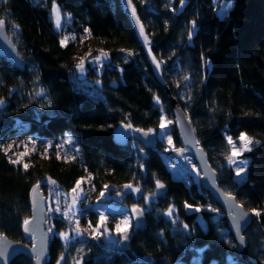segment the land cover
I'll use <instances>...</instances> for the list:
<instances>
[{
  "label": "trees",
  "instance_id": "16d2710c",
  "mask_svg": "<svg viewBox=\"0 0 264 264\" xmlns=\"http://www.w3.org/2000/svg\"><path fill=\"white\" fill-rule=\"evenodd\" d=\"M131 1L151 52L162 63L166 87L153 77L118 0H0V20L23 62L17 68L0 58V101L7 102L0 110V144L18 121L45 139L70 134L81 153L78 164L62 165L52 158L45 170H25L9 165L0 148V236L30 245L22 228L31 218L30 190L44 177L63 190L89 175L97 190L131 184L150 194L158 180L166 185V195L157 198L155 214H145L146 229L132 233L129 250L106 253L100 243L89 242L84 264H230L229 257L234 264H246L229 240L218 204L208 191L171 178L157 151L160 145L150 149L133 139L125 146L113 141V130L121 124L156 132L160 118L171 114L174 98L188 115L220 188L252 213L243 232L246 252L264 264V0H184L183 5L181 0ZM219 2H232L223 17L217 14ZM54 3L69 18L71 31L79 35L87 29L93 41L83 52L88 69L82 77L76 74L80 62L73 45L61 44ZM99 52L109 57L101 73L88 61ZM241 133L258 142L240 156L247 168L237 182L227 163V138L235 142ZM172 137L175 148H181L174 128ZM124 203L134 204L131 198ZM186 204L223 216L215 221L214 214L202 212L203 230L196 214L186 213ZM170 208L173 217L168 219ZM55 227L63 229L59 221ZM65 251L51 239L48 264H60L62 257L67 259L62 264H69ZM10 264L32 260L19 256Z\"/></svg>",
  "mask_w": 264,
  "mask_h": 264
},
{
  "label": "rangeland",
  "instance_id": "374dc122",
  "mask_svg": "<svg viewBox=\"0 0 264 264\" xmlns=\"http://www.w3.org/2000/svg\"><path fill=\"white\" fill-rule=\"evenodd\" d=\"M215 1V0H214ZM225 5H230V7H225ZM217 14L219 17H223L232 7V2H222L217 4ZM53 19L55 23V28L58 32L62 34V40L65 44L70 43L75 49V58L78 62L83 59V54L85 49L91 48L93 41L90 39L86 32L82 34H75L70 30V20L68 17L62 16L59 11V19L57 20L56 14H54L53 9ZM96 57H100L99 60ZM109 57L106 55H101L100 52L94 58L88 60L90 67L96 66V71L101 73L104 68V64L108 63ZM212 68V63L208 61L206 63V69L209 72ZM76 74L78 76H83L84 72L87 71V66L83 63L82 68H77ZM41 98H43V93H40ZM176 100V99H175ZM163 117L166 121H171V123H166V126L159 129L156 132H149L158 140V145L161 146L157 148L159 155L163 163L165 164L167 170L169 171L171 178L174 181L182 182L185 186L190 187L192 185L200 187V173L197 170L195 163L189 157H184V161L187 164V168H182L181 164L175 162L172 159V153L177 150L175 148L174 139L172 137L173 118L169 113L164 114ZM171 137L172 143L169 145L168 139ZM254 143L250 145L251 149L257 144L258 140L254 137H250ZM237 148L240 147L241 142L239 140L234 142ZM231 145L228 150L227 157L231 153ZM1 151L5 155V158L9 165L14 168L21 167L24 168V164H28L29 169L45 170L52 158H55L62 165L69 163L80 162L81 153L79 147L75 144L73 137L70 134H65L62 137L56 139H45L38 136L30 131V126L27 123L16 122L14 126V131L4 138L0 144ZM7 150V151H5ZM46 150V151H45ZM27 152L26 155L20 156L19 154ZM248 151L242 152L239 156L234 157V163L229 164L235 173V181L240 182L247 168V161L240 158V156ZM59 154V159L57 155ZM19 157L18 163H11V160H16ZM238 167H243L244 171L238 177L236 176V169ZM81 184L77 193H73L71 190H63L60 188L50 177H44L36 185H41L43 196L46 200V211L50 216V238L56 239L62 245V247L69 246L67 253H70V258L68 260L69 264H84V257H87L88 253L85 251V246L89 242L96 244H101L103 250L106 253L119 252L120 243L123 240L121 234L116 231V225L123 220L129 222L128 232L131 234L134 232L132 221L130 217V212L133 207L139 208L143 214H151L154 211L153 207L157 204V198L155 197V191L153 194L148 192L142 193L141 188L132 185V188H126L123 186L109 185L107 188L103 186L101 190H97L94 184L93 178L89 175H85L80 179ZM49 182H54V187L51 189L48 186ZM45 186V187H44ZM132 189H137L133 191ZM101 192L104 193L101 196ZM116 195H123L124 201L116 202ZM147 197V200H145ZM131 198L133 205H126L125 199ZM172 210V208H170ZM197 207H185L186 213L196 214V222L203 229L206 230V224L201 216L202 212L214 214V220L222 218L223 215L214 213L213 211L207 209H201L196 211ZM156 210L153 212L155 214ZM251 213V212H250ZM101 215L105 218L101 224ZM252 215V213H251ZM165 216L168 219L173 217V210L171 215ZM226 216V215H225ZM55 221H59L62 224V230L57 231L55 227ZM173 224H176L175 222ZM100 225L99 227H97ZM78 229V231H77ZM95 229V231H93ZM187 230L186 228H184ZM61 233H66V236H61ZM229 240L234 244L233 238L230 234ZM27 245V244H26ZM32 242L30 243V246ZM236 247V246H235ZM102 250V251H103ZM120 253V252H119ZM65 258H61V263L64 262ZM67 261V259L65 260ZM230 264H234L231 257L228 259ZM49 258L47 257L48 264Z\"/></svg>",
  "mask_w": 264,
  "mask_h": 264
},
{
  "label": "water",
  "instance_id": "95a60500",
  "mask_svg": "<svg viewBox=\"0 0 264 264\" xmlns=\"http://www.w3.org/2000/svg\"><path fill=\"white\" fill-rule=\"evenodd\" d=\"M120 10L127 18L131 29L134 33L136 41L141 48L150 71L155 80L166 87V82L162 74V64L151 52L150 38L146 32V28L140 21L136 7L130 0H118ZM133 8L135 15H133ZM143 28V33L141 32ZM0 58L7 60L17 68L23 67V62L15 44L8 35L6 23L0 26ZM7 105L5 100L0 101V110L2 111ZM170 111L173 118V127L176 131L181 148L172 153V159L181 164L186 169L187 164L184 157H189L195 163L200 177V188L210 193L212 199L218 204L220 209L226 215V222L229 232L233 238L238 254L246 264H258L248 258L246 252V240L243 232L249 225L252 218L251 213L237 200L234 195L224 192L218 184V174L211 167L208 156L201 147L192 123L186 112L179 106L178 102L170 99ZM133 139L145 148L156 149L158 140L147 131H135L128 127L127 124H121L113 130V141L117 146H125L129 140ZM179 150V151H178ZM163 187L157 188L154 184L155 197L164 198L167 187L160 182ZM37 186L35 191L33 187L29 194V204L31 208V218L27 225L22 228V236L25 240L32 242V245H26L19 242L9 240L5 236H0V264H10L13 259L23 256L32 260V264H46L48 252L51 247L50 238V216L46 211V200L41 190V185ZM49 188L54 187V183H48ZM123 195H116L115 201L122 202ZM139 209V208H137ZM140 210V209H139ZM132 226L134 231H144L146 229V217L140 210L137 213L130 212ZM242 217V218H241ZM27 229V230H25ZM126 239L120 243L122 251H128L132 234L125 233ZM69 246L66 247L67 253ZM149 261V258L146 259ZM195 264V260L192 262Z\"/></svg>",
  "mask_w": 264,
  "mask_h": 264
},
{
  "label": "snow or ice",
  "instance_id": "6c2138e0",
  "mask_svg": "<svg viewBox=\"0 0 264 264\" xmlns=\"http://www.w3.org/2000/svg\"><path fill=\"white\" fill-rule=\"evenodd\" d=\"M129 4H130V0H129ZM181 4L182 5L184 4V0H181ZM225 7L226 8L227 7H230V5H225ZM53 12H54V14H56V18L58 20L59 19V14H58V9L56 8L55 3L53 4ZM133 15H135V9L134 8H133ZM3 23H4V21L3 20H0V26H2ZM194 28H195V22H193V29ZM85 32L87 33L88 30L85 29ZM141 32L143 33V28L142 27H141ZM192 35H193V31L192 30H189V33H188L189 39H191ZM64 43H65V41L62 40L61 41V44L63 45ZM102 55L106 56L107 54L106 53H102ZM96 59L99 60L100 57H96ZM76 67L77 68H82L83 67V59H81L80 63H78L76 65ZM185 79H187V77H185ZM166 123H171V121H166L165 118L162 116L160 118V127H161V129H163L166 126ZM128 127H130V125H128ZM148 131L151 132L152 130L149 129ZM227 140H228V144L232 146L231 147V153L227 157V160H228L229 164L234 163L235 161H234L233 158L239 156L242 152H244V151H251L250 145H252L254 143V141L251 138H249L245 133H241L240 136L238 137V140L241 142L239 148H237L235 146V144H234V142H233V140H232L231 137H228ZM168 143H169V145H171V143H172L171 137H169ZM5 151H7V150H5ZM26 154H27V152L21 153L19 155L20 156H23V155H26ZM57 158L58 159L60 158L59 157V154L57 155ZM10 162L13 163V164L18 163L19 162V157L16 160H11ZM28 167H29L28 164H24V168L25 169H27ZM243 171H244V168L243 167H238L236 169V176L239 177ZM80 184H81V181L78 180L76 182V186L72 189V192L74 194L77 193L78 189L80 188ZM156 186H157V188H162L163 187V185L158 180L156 182ZM36 187L37 186H35V185L33 186V191H35ZM124 187H126V188H132V185L131 184H127V185H124ZM105 188H107V185H105ZM132 190L133 191H137V189H132ZM103 195H104V193L101 192V196H103ZM226 195H228V194H226ZM145 200H147V197H145ZM185 207L190 208L191 205H187L186 204ZM199 210H200L199 208L196 209V211H199ZM139 211L140 210L137 209V208H135V206L133 207V213H137ZM213 211H215V209H213ZM252 211H253L254 214L259 215V213L256 212L255 209H253ZM171 212H172V210L169 209V211L166 213V215H171ZM104 219L105 218L103 217V215H101V224L103 223ZM28 223H29V221L27 219H25L24 220V224L27 225ZM99 226L100 225H98L97 227H99ZM128 226H129V222L127 220H123L119 224L116 225V231L121 234V237L122 238H125V239L127 238L126 235H125V233H127V231H128ZM185 228H187V225H185ZM25 230H27V229H25ZM77 231H78V229H77ZM93 231H95V229H93ZM60 235L63 237V236H66L67 234L66 233H61ZM57 264H59V261L57 262Z\"/></svg>",
  "mask_w": 264,
  "mask_h": 264
},
{
  "label": "built area",
  "instance_id": "2783aa9c",
  "mask_svg": "<svg viewBox=\"0 0 264 264\" xmlns=\"http://www.w3.org/2000/svg\"><path fill=\"white\" fill-rule=\"evenodd\" d=\"M215 1H219V0H215ZM170 11H171V12H173V13L175 12V11H174V10H172V9H170ZM161 64H162V63H161Z\"/></svg>",
  "mask_w": 264,
  "mask_h": 264
}]
</instances>
